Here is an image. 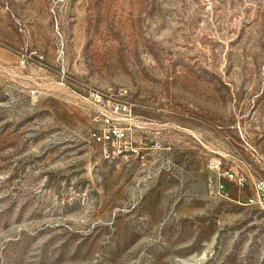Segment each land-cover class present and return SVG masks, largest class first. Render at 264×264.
Wrapping results in <instances>:
<instances>
[{
	"label": "rangeland",
	"instance_id": "obj_1",
	"mask_svg": "<svg viewBox=\"0 0 264 264\" xmlns=\"http://www.w3.org/2000/svg\"><path fill=\"white\" fill-rule=\"evenodd\" d=\"M260 177L264 0H0V264H264Z\"/></svg>",
	"mask_w": 264,
	"mask_h": 264
},
{
	"label": "built area",
	"instance_id": "obj_2",
	"mask_svg": "<svg viewBox=\"0 0 264 264\" xmlns=\"http://www.w3.org/2000/svg\"><path fill=\"white\" fill-rule=\"evenodd\" d=\"M124 95L127 91H122ZM131 105L129 103H119L114 105L111 110L110 116H104L103 126L100 130L91 132V140L101 146L102 154L105 159H115L121 155H139L137 149L133 147V144L128 138V129L122 127L121 120L115 119V117L125 116L130 114ZM223 164L221 160H213L209 163L208 169L217 174V178L209 179V188L213 196L224 198L225 186L223 185L221 178L225 177L231 181L237 182L239 185H244L245 178L240 177L238 172L229 169L222 170ZM254 190L257 195V199H249V205L264 207V177L256 179L254 183Z\"/></svg>",
	"mask_w": 264,
	"mask_h": 264
}]
</instances>
